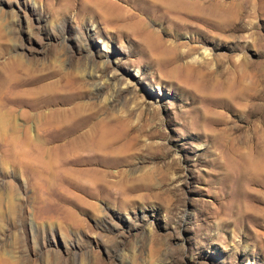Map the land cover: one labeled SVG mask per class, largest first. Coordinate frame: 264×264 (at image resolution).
<instances>
[{
	"label": "rangeland",
	"instance_id": "rangeland-1",
	"mask_svg": "<svg viewBox=\"0 0 264 264\" xmlns=\"http://www.w3.org/2000/svg\"><path fill=\"white\" fill-rule=\"evenodd\" d=\"M199 6L0 0V264H264V0Z\"/></svg>",
	"mask_w": 264,
	"mask_h": 264
},
{
	"label": "bare ground",
	"instance_id": "bare-ground-1",
	"mask_svg": "<svg viewBox=\"0 0 264 264\" xmlns=\"http://www.w3.org/2000/svg\"><path fill=\"white\" fill-rule=\"evenodd\" d=\"M204 0H201V1H198V2H194V3H187L186 1H183V0H164L165 4H166V7H168L169 9H172L173 11H175L178 8H183L186 6V5H191L193 8H199V2H202ZM182 12V11H181ZM178 14H180L179 12H177ZM184 14V12H182ZM187 16L189 14H186ZM190 16V15H189ZM202 51L199 53V54H196L194 56H192V60H197V59H204V56L207 55L209 52L207 50V47H205V45H203L201 47ZM158 58L159 59L158 61H160V65H159V68L161 69H166V67L170 66L171 64L173 63H176L177 62V57L172 55V54H165V53H162L160 52L159 54H157ZM175 66V65H174ZM173 66V67H174ZM169 68V67H168ZM187 69V68H186ZM174 71V70H173ZM175 72V71H174ZM167 73V72H166ZM168 73L171 74V72L168 70ZM186 73V72H185ZM184 73V74H185ZM187 76V74H185ZM176 77V76H175ZM172 78V77H171ZM185 78V77H184ZM174 79V78H172ZM187 78H185V80L181 78L182 81H185L186 83L189 82V81H186ZM180 80V79H179ZM178 81V80H177ZM181 81V82H182ZM180 82V83H181ZM178 83V82H177ZM183 83V82H182ZM250 164V163H249ZM255 168L259 169L262 167V164L261 162H255ZM250 172V171H249ZM253 173V172H252ZM256 175V174H255ZM254 176V175H253ZM257 176V175H256ZM255 176V177H256Z\"/></svg>",
	"mask_w": 264,
	"mask_h": 264
}]
</instances>
